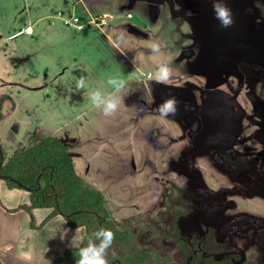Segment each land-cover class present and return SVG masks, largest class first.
<instances>
[{
    "label": "rangeland",
    "instance_id": "374dc122",
    "mask_svg": "<svg viewBox=\"0 0 264 264\" xmlns=\"http://www.w3.org/2000/svg\"><path fill=\"white\" fill-rule=\"evenodd\" d=\"M95 1L99 23L108 17L105 13L113 14L116 18L107 21L122 27L126 58L111 50L109 41L102 37L87 45V32H100L101 28L91 24L79 31L65 25V19L75 16L90 20L80 10L69 14L71 10L62 9L60 0H0L3 148L12 155L41 135L71 143L73 137H78L83 158L87 159L78 158V167L86 172L91 185L104 193L115 218L145 219L155 215L156 229L163 233L162 228H171L179 212H189L178 225L183 236L199 239L203 237L202 228L212 227L213 236H217L219 226H226L228 231L233 228L234 214H247L252 216L250 224L240 223V232L234 229L230 235L234 245L241 248L251 241L248 256L260 257L264 264V250L260 251L264 246L257 239L264 230V188L241 184L240 189L215 158L206 152L186 150L185 129L180 122L174 117L171 123L162 122L147 111L152 101L144 85L155 81L158 65L167 61L173 70L164 84L176 83L183 88L189 61L199 50L201 42L195 39L187 21L186 0ZM256 1L264 6V0ZM28 26L33 28L32 34L26 32ZM47 26L53 27L50 33ZM55 30L81 36L75 41L58 42ZM153 40L162 45L159 56L152 55L148 48ZM150 74L152 79L148 78ZM117 75L127 78V82L129 79L133 91L124 88L118 111L105 117L90 104L88 94L92 90L112 91L107 79ZM80 76L85 77L86 89L76 91L75 80ZM71 143L70 148L75 150L77 144ZM222 188L228 190L214 194ZM242 201L253 202L256 209L245 208Z\"/></svg>",
    "mask_w": 264,
    "mask_h": 264
},
{
    "label": "flooded vegetation",
    "instance_id": "af4514ba",
    "mask_svg": "<svg viewBox=\"0 0 264 264\" xmlns=\"http://www.w3.org/2000/svg\"><path fill=\"white\" fill-rule=\"evenodd\" d=\"M225 2L232 10L234 19V24L229 28H222L215 19L212 0H186L185 8L189 9L185 13L191 24L190 30L201 44L197 54L189 61L186 85L183 86L185 91L176 83H158L157 106L168 96H175L180 103L174 118L184 126L186 150L206 152L215 158L217 164L228 172L229 180H234L236 183L233 184L240 189L241 184L262 189L264 6L257 4L256 0ZM219 190L214 194L221 195L228 189ZM247 194L252 192L247 191ZM253 204L242 201V205L250 210L256 209ZM187 214L190 213L179 212L171 228L164 226L162 229L165 232L158 234L160 245L169 246L172 257L170 264L262 263L260 257L252 254L249 257L247 254L251 241L246 242V248H241L238 244L234 245L230 235L234 229L240 232V223L248 226L252 216L234 214L231 219L235 223L231 230L221 225L220 235L213 236V228L206 226L201 230L203 237L197 239L185 237L181 233L178 224ZM255 222L258 223V220ZM176 229L179 232L174 234L172 241L162 239L164 233ZM257 239L264 246V230L259 232ZM230 245H234L233 249H227ZM250 260L253 262L249 263Z\"/></svg>",
    "mask_w": 264,
    "mask_h": 264
},
{
    "label": "trees",
    "instance_id": "16d2710c",
    "mask_svg": "<svg viewBox=\"0 0 264 264\" xmlns=\"http://www.w3.org/2000/svg\"><path fill=\"white\" fill-rule=\"evenodd\" d=\"M0 178L9 188L30 193V206L21 209L27 212L51 209L54 215H61L69 227H84L82 246L87 245L94 230L111 229L115 241L107 257L109 264H170L172 260L169 246L159 243V231L154 224L158 216L115 218L104 193L78 174L74 154L56 137L32 138L26 149L12 155L0 142ZM176 232L179 229L166 232L162 239L170 242ZM77 259L78 251L70 247L54 264H76ZM0 264L3 263L0 261Z\"/></svg>",
    "mask_w": 264,
    "mask_h": 264
},
{
    "label": "crops",
    "instance_id": "0c3cea01",
    "mask_svg": "<svg viewBox=\"0 0 264 264\" xmlns=\"http://www.w3.org/2000/svg\"><path fill=\"white\" fill-rule=\"evenodd\" d=\"M60 3L63 4L61 6L62 9L71 10L68 12L69 14H76L77 10H80L82 16L88 17L90 21L96 22L95 25L101 28L100 32H87L84 36L87 45L91 44L92 41H99L102 37L103 40L109 41L111 50L114 49L117 55L120 54L123 58H126V50L121 43L124 37L122 34V27L114 23H112L113 25L111 26L110 22L107 21V19L114 20L116 16L105 13V16L108 17L104 18L102 23H99L97 21L99 18H95V11L98 5V2L95 0H60ZM58 17L57 19H59ZM129 18L131 19L133 16ZM119 24L120 23H118V25ZM52 28V26H47L46 31L50 33ZM55 34L58 38V42H63V40L75 41L81 36L80 34L74 35L73 33L70 34L63 30H55ZM125 82V88L131 90L130 93H132L133 86H130V80L128 79L127 82L126 78ZM144 86L152 101V106L151 108L148 106L147 111L150 113L152 112L153 116H157L162 122L165 120V122L171 123V117L164 118L156 111L157 103L155 100L157 98L158 83L155 81H151L150 83L146 82ZM142 102L146 105L144 99H142ZM171 130L174 132L173 128ZM72 139L74 141L72 143L65 139L60 140L68 145L69 150L74 154L76 169L79 175L83 177L86 183L92 184L85 174L86 172L80 171L78 163L76 162L78 158L80 160L85 159L78 145L80 139L78 137H73ZM70 143H74V145L77 144L75 150L70 148ZM30 204L31 198L28 191L23 189H11L8 187L7 183L0 178V261L3 264H54L55 260L62 257L66 250L71 247L69 242L75 234L76 229L82 240L85 237L86 229L84 227L75 229L69 227L65 219L61 215H54L51 209H33L31 212L21 209L23 206H30ZM65 230H67L66 234ZM62 235L64 237L63 239H61Z\"/></svg>",
    "mask_w": 264,
    "mask_h": 264
},
{
    "label": "clouds",
    "instance_id": "9594fccd",
    "mask_svg": "<svg viewBox=\"0 0 264 264\" xmlns=\"http://www.w3.org/2000/svg\"><path fill=\"white\" fill-rule=\"evenodd\" d=\"M212 8L215 13V19L220 22L222 28H229L234 24L232 10L228 7L225 0H212ZM259 22L258 20L257 23ZM148 48L154 56H159L162 52V45L156 40L151 41L148 44ZM172 72L173 70L167 61L161 62L154 75L155 82L159 84L166 83L172 77ZM107 85L110 86L112 91L92 90L88 94V100L103 116L111 117L123 103V97L120 93L125 88L126 82L118 75L110 76L107 79ZM74 86L76 91L85 90V77H78ZM179 103L175 96L170 95L157 106L156 111L164 118L175 117L179 111ZM63 238L62 235L61 239ZM114 241V232L111 229L100 227L92 232L86 246H82L83 240L79 237L77 229L69 243L72 248L78 251L76 264H109L107 257L109 250L113 248ZM112 255H115L114 250Z\"/></svg>",
    "mask_w": 264,
    "mask_h": 264
},
{
    "label": "built area",
    "instance_id": "2783aa9c",
    "mask_svg": "<svg viewBox=\"0 0 264 264\" xmlns=\"http://www.w3.org/2000/svg\"><path fill=\"white\" fill-rule=\"evenodd\" d=\"M61 16H63L62 13H60ZM129 17H132V14H129ZM92 23L96 24V22L94 21H84L81 17H72L71 19H65V25L67 26H75L78 30H84L86 28H88ZM26 32L28 34H32L33 33V28L31 26H28L26 28ZM149 78L152 77V74H150L148 76Z\"/></svg>",
    "mask_w": 264,
    "mask_h": 264
}]
</instances>
